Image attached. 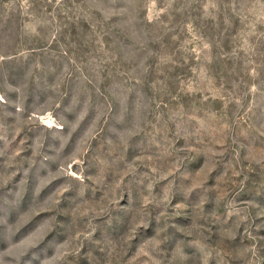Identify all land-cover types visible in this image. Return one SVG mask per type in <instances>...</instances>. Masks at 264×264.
Listing matches in <instances>:
<instances>
[{
  "label": "rangeland",
  "instance_id": "374dc122",
  "mask_svg": "<svg viewBox=\"0 0 264 264\" xmlns=\"http://www.w3.org/2000/svg\"><path fill=\"white\" fill-rule=\"evenodd\" d=\"M0 264H264V0H0Z\"/></svg>",
  "mask_w": 264,
  "mask_h": 264
}]
</instances>
